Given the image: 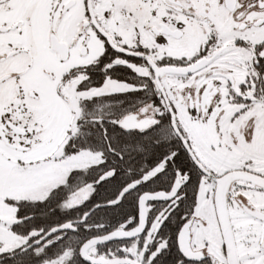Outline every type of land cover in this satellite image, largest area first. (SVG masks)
<instances>
[{"label":"snow or ice","instance_id":"6c2138e0","mask_svg":"<svg viewBox=\"0 0 264 264\" xmlns=\"http://www.w3.org/2000/svg\"><path fill=\"white\" fill-rule=\"evenodd\" d=\"M0 264H264V0H0Z\"/></svg>","mask_w":264,"mask_h":264}]
</instances>
